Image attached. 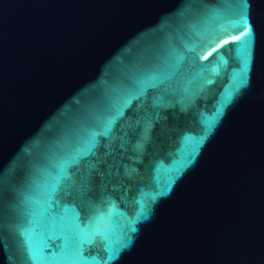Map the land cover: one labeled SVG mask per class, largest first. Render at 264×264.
Instances as JSON below:
<instances>
[{"label": "water", "instance_id": "water-1", "mask_svg": "<svg viewBox=\"0 0 264 264\" xmlns=\"http://www.w3.org/2000/svg\"><path fill=\"white\" fill-rule=\"evenodd\" d=\"M0 264H264V0H0Z\"/></svg>", "mask_w": 264, "mask_h": 264}, {"label": "snow or ice", "instance_id": "snow-or-ice-1", "mask_svg": "<svg viewBox=\"0 0 264 264\" xmlns=\"http://www.w3.org/2000/svg\"><path fill=\"white\" fill-rule=\"evenodd\" d=\"M236 39H239V37H236Z\"/></svg>", "mask_w": 264, "mask_h": 264}]
</instances>
